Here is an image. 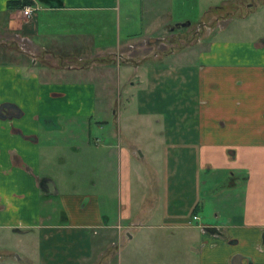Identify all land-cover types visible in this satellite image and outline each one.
<instances>
[{
	"label": "crops",
	"instance_id": "obj_1",
	"mask_svg": "<svg viewBox=\"0 0 264 264\" xmlns=\"http://www.w3.org/2000/svg\"><path fill=\"white\" fill-rule=\"evenodd\" d=\"M9 1L21 0H0V244L13 237L16 244L0 248V264H34L37 258L109 264L116 232L118 240L126 235L122 243L139 236L126 264H264V0H30V15ZM227 1L234 4L216 16L221 22L207 26L199 48L193 42L175 49L164 40L166 28H182L186 36ZM193 13L200 15L191 22ZM149 41L169 44L166 54L177 55V64L115 63L131 75L130 85L143 83L139 108L145 103L146 110L178 114L155 119L152 144L143 152L138 137L121 127L118 134L67 143L64 132L100 121L89 117L96 115L98 84L106 91L104 69L114 63L108 55ZM150 54L165 55L159 48ZM91 55L99 62L81 63ZM63 72L74 76L56 75ZM182 89L191 93L181 97ZM168 94L173 104H162ZM166 124L174 127L166 130ZM146 153L158 166L159 156L165 162L159 187L154 183L151 191L148 179L133 183L132 177L139 164L152 170ZM54 158L57 180L44 170ZM111 173L123 207L115 220L103 207L111 198ZM221 178L218 193L232 203L224 206L222 199L212 221L200 214L198 187L210 182L201 192L212 194ZM238 182L242 189L230 192ZM136 248L143 254L139 261Z\"/></svg>",
	"mask_w": 264,
	"mask_h": 264
},
{
	"label": "rangeland",
	"instance_id": "obj_2",
	"mask_svg": "<svg viewBox=\"0 0 264 264\" xmlns=\"http://www.w3.org/2000/svg\"><path fill=\"white\" fill-rule=\"evenodd\" d=\"M226 4V8L225 9H221V5H219L220 3H215L214 6L215 10H212L211 13H209L206 16V19H208L207 23H198L196 22L195 25H192L189 28V32H187L186 36H182V34L180 33V31L182 30V28H179V30L176 28L175 29V33H171L173 31H170L169 29L166 28L165 33L167 34L164 37V40H167V43H172L173 47L175 49L177 48H183L185 45L188 44H193V42H197L198 44V48L200 46V37L202 35H204L208 29V25L210 26H215L217 25L219 22H221V20H217L216 16H219L221 13H225L227 11L228 8H230L231 5L234 4V1H227L225 2ZM229 6V7H228ZM191 13L193 12L192 10L190 11ZM227 14V13H226ZM193 18H191V22H194L198 17H199V13L197 14H192ZM123 17V16H122ZM211 18V19H210ZM234 20H239L238 18L234 19ZM200 27L197 30L194 29V26ZM124 34L122 32V40ZM126 37V36H125ZM134 39V38H133ZM201 39H203V36L201 37ZM156 41H149L147 44V46L142 45L139 43H134L132 47H120V49H118V52H121L122 54H120L119 56L116 54H109L108 58H106V61H109L108 59L113 60L112 62H114L112 65H110L108 67V69H104V75H105V84L107 85V87L105 88L106 91H100L101 90V85L98 84V107L96 110V115L93 117H89V118H93V119H100V121H90L89 124L87 125H82L80 128V131L76 132L75 134H71L70 132H64V139H66L67 143H72V144H76L79 142H82V140L88 141L89 140V135L90 136H94L97 138L103 137V134L106 133V135L108 134V132L112 133L114 131V133H117V129L119 127L122 128L123 133H126L127 135H135L137 136L140 142H138V150H140V152H143L144 148L148 145L152 144V134L154 132V130H156V124H155V119L159 118L160 120L166 119L167 116L168 118H171L174 116L175 112L176 114H178V111L174 110V109H167V108H160L159 110L152 108V110H146L148 107L146 106V104L144 103V108H139V102H140V97L142 95H144L147 91H142L144 89H141L144 85L143 83L140 81H135L134 85H130V78L131 75L128 73H121L120 72V64H123L125 62L128 61H132L135 63H143V64H147L148 66H161V67H172L175 66L177 64V59L176 56L177 55H173L170 56L168 54H166V51H169V44L167 45H160L158 43H155ZM192 46V45H191ZM131 48V49H130ZM159 48V50H163L164 49V56H162L161 58H159L160 56H158L157 58L152 57L150 54L153 50ZM126 49V50H125ZM69 53H73L75 54L73 51H70ZM89 58H92V55L90 57H87L86 60H82L81 63H92L93 61L96 60H89ZM158 59V60H157ZM57 58H53V60L51 59L52 62H57ZM116 60L120 63H115ZM158 61L159 63L157 64H153V62ZM153 61V62H152ZM183 61H185V58L183 59ZM59 63H67L62 61H58ZM74 62V61H72ZM99 62V61H96ZM76 63V62H75ZM80 63V62H79ZM103 64V63H102ZM152 64V65H151ZM92 65V64H91ZM96 65V64H95ZM152 68V67H151ZM121 69H123V67L121 66ZM148 73V72H146ZM57 76H59L60 78L62 77H73L74 74L73 73H68V74H64L63 73H56ZM83 75V74H82ZM62 76V77H61ZM76 77H79V75H77ZM85 77V76H82ZM93 79H97L94 78L93 76L91 77ZM134 79V77L132 78ZM166 88H170V86L172 85L171 81H167L166 82ZM191 93V90H181L178 94L181 97H187V95H189ZM169 97L168 98H164V100L162 101V104L165 103L167 105L173 104V100H171L173 98V96H171L172 94H168ZM152 96L151 99L153 102H155V99L153 97V94L150 95ZM155 96V94H154ZM188 98H186L187 100ZM154 103H150V105H153ZM142 109H144L142 111ZM138 110L142 111V112H137ZM138 113H142V114H138ZM175 114V115H176ZM85 117V116H84ZM165 117V118H164ZM87 119V116L84 120ZM105 119V121H104ZM83 120V121H84ZM99 122H101V124L103 123V125L106 123V125L100 127ZM174 126L172 124H166L165 129H172ZM117 128V129H116ZM173 132H170V136L171 137ZM86 134V135H84ZM118 134V133H117ZM57 136V135H56ZM84 136V137H83ZM83 138V139H82ZM146 145V146H145ZM61 152L64 153V148L61 149ZM83 153V151L81 152ZM57 154L60 155V152L57 151ZM139 154V152H138ZM169 160V157H166ZM165 158V159H166ZM147 159V161H146ZM164 159V157L162 158L161 156H159V166L156 163V160L151 157V155H149L148 153L144 154L143 156V160L144 162H151L152 163V170H147L144 165H140L139 167L136 169V173L134 174L133 177V183L135 182H140V177L143 176L145 177V179H148V189L149 191H151V188L153 187L154 183H157V186L159 187V183H160V179L158 178L156 180L157 177L160 176V172L159 169L161 170V168L164 167L165 162L162 163V160ZM89 159H82L81 161H87ZM91 160L90 159V164H91ZM81 161H80V165H81ZM57 163H59V161L57 159H52V161L49 162H44V170H50L49 171V175L51 176V178L54 179L56 178V180L59 178L58 176V168L60 167V165H57ZM146 164V163H145ZM47 165L49 166V168L47 167ZM51 167V169H50ZM168 167V165H167ZM147 170V175L145 174V171ZM164 172H167V168L164 170ZM54 175V176H53ZM186 175L189 176V171H188V167H186ZM114 177H115V173H111L110 174V183H111V190L109 192V194L111 195V198H105L106 203L104 204V208H106L108 210L109 216H112V219L115 220L116 216L119 215V211L121 209H123L122 205H120L118 202H116L115 199V192H113L112 189V184L114 182ZM198 177H201L200 174H198ZM171 179H173V176L171 177ZM229 179V178H228ZM220 181H223V179L221 178L218 182H214L216 185V190L213 189L212 190V194H208L206 192H204V190L201 189H205L208 184L210 182H207L208 184L205 187L199 188V207H200V214L201 216H209L212 221L214 220V212L215 211H221L220 210V206L218 205L220 203V201L222 199H225V203L224 206L226 204L231 205L232 201L230 200V198L226 197V193H218V190H223V188H221V185H223V183H220ZM63 181L60 182L59 180V185L61 184L62 187L60 188H64L63 186ZM58 184V183H57ZM43 191L46 189L47 184H45V182H43ZM242 189V185L240 182H238V184L236 185V188L233 189L230 192H239ZM142 191V189H141ZM141 191L139 192V194L141 195ZM224 192V191H223ZM161 193V192H160ZM54 210L55 213H59V215L62 213V208L60 207V205L58 203H55L54 205ZM193 206V205H192ZM134 207V206H133ZM194 207V206H193ZM231 207V206H230ZM227 208V207H226ZM167 211V208H166ZM191 211H187L186 213H190ZM187 214V215H188ZM219 214V213H218ZM155 221V220H154ZM197 231L200 230V228L196 227ZM116 230L113 229V233ZM127 238L126 235L124 236L122 234V236L120 237V239H117V232L114 233L111 236V239L114 240V246H115V252L112 253V256L110 258V263L109 264H118L119 261H121V264H126V259L130 258V255L128 254L129 248L134 246V243L139 239V236H135L133 239H128L126 240L124 243H122V238ZM27 240H25L26 242ZM118 241V243H117ZM27 243V242H26ZM25 243V245H26ZM117 243V244H116ZM16 244L15 238H11L10 243L7 244H0V248H2L3 245L7 246V247H11L14 248ZM18 249H16L17 251ZM59 252L55 253L54 255L60 254L61 249L57 250ZM62 254L64 255V252H62ZM139 255H143L142 252L140 251L139 248H136V260L135 261H139L140 256ZM31 258H33L34 254L30 255ZM35 256H38V252H35ZM61 258V257H60ZM97 258L98 255H94V261L93 262H97ZM34 259V258H33ZM56 262V259L54 260ZM26 263V262H25ZM135 263H139V262H135ZM24 264V263H23ZM27 264V263H26ZM34 264H46L43 260V258H37L36 259V263ZM52 264V263H51ZM55 264V263H53ZM56 264H64V260L63 261H59Z\"/></svg>",
	"mask_w": 264,
	"mask_h": 264
},
{
	"label": "trees",
	"instance_id": "obj_3",
	"mask_svg": "<svg viewBox=\"0 0 264 264\" xmlns=\"http://www.w3.org/2000/svg\"><path fill=\"white\" fill-rule=\"evenodd\" d=\"M7 4H8V6L13 5L14 7L22 8L26 4H31V1L30 0L9 1ZM193 209L195 210L196 206H194Z\"/></svg>",
	"mask_w": 264,
	"mask_h": 264
},
{
	"label": "built area",
	"instance_id": "obj_4",
	"mask_svg": "<svg viewBox=\"0 0 264 264\" xmlns=\"http://www.w3.org/2000/svg\"><path fill=\"white\" fill-rule=\"evenodd\" d=\"M33 11H34V8L30 4H26L22 8V12L25 15H30ZM196 217H197V215L196 214H193V218H196Z\"/></svg>",
	"mask_w": 264,
	"mask_h": 264
}]
</instances>
